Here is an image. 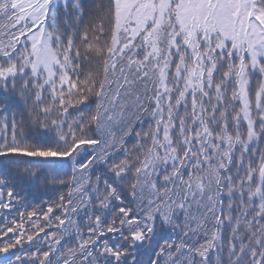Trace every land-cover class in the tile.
Here are the masks:
<instances>
[{
	"label": "snow or ice",
	"instance_id": "6c2138e0",
	"mask_svg": "<svg viewBox=\"0 0 264 264\" xmlns=\"http://www.w3.org/2000/svg\"><path fill=\"white\" fill-rule=\"evenodd\" d=\"M0 264H264V0H0Z\"/></svg>",
	"mask_w": 264,
	"mask_h": 264
}]
</instances>
